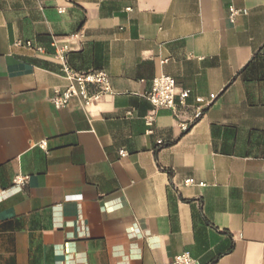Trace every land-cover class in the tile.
Wrapping results in <instances>:
<instances>
[{
	"label": "crops",
	"instance_id": "crops-1",
	"mask_svg": "<svg viewBox=\"0 0 264 264\" xmlns=\"http://www.w3.org/2000/svg\"><path fill=\"white\" fill-rule=\"evenodd\" d=\"M52 43L113 95L55 109ZM258 53L264 0H0V264H264V80L242 73ZM161 75L189 98L148 135Z\"/></svg>",
	"mask_w": 264,
	"mask_h": 264
},
{
	"label": "built area",
	"instance_id": "built-area-1",
	"mask_svg": "<svg viewBox=\"0 0 264 264\" xmlns=\"http://www.w3.org/2000/svg\"><path fill=\"white\" fill-rule=\"evenodd\" d=\"M59 11L64 12V9H60ZM242 14H246V12L238 10L233 6L230 7L229 18L232 22H234L237 16ZM78 36L76 34L71 36V38L75 39ZM15 46L26 47L40 55L46 53L42 46H36L32 41H17L15 42ZM52 47L55 50L53 59L59 65L60 73L66 81V87L51 98V103L55 109L60 110L66 108L74 98L80 99L85 107H89L99 102L104 96L113 95L110 77L107 72L104 70H76L69 62V46H58L56 43H52ZM188 98V91H182L180 94H177L176 82L172 77L161 75L155 78L152 82L151 90L147 94V100L153 106V110L144 117L145 126L147 127L146 133L148 135L155 134V123L159 110H170L174 115L178 116L179 108L186 106ZM215 98L216 96L212 95L208 102L204 98H198L196 100L198 107L194 115L195 120L191 123H194L202 116L203 110L201 106H209ZM191 123H181L180 129L183 132L188 131ZM159 143L161 144V142ZM42 146L45 147L46 142ZM120 156L122 158L127 157L128 152L122 150ZM28 180V176H17L13 183L16 187L22 189ZM191 184L192 182L190 180L185 182V185ZM195 262L191 254L187 252L175 256L170 264H195Z\"/></svg>",
	"mask_w": 264,
	"mask_h": 264
},
{
	"label": "trees",
	"instance_id": "trees-1",
	"mask_svg": "<svg viewBox=\"0 0 264 264\" xmlns=\"http://www.w3.org/2000/svg\"><path fill=\"white\" fill-rule=\"evenodd\" d=\"M254 65H257V68L260 71V76L264 80V58H261L260 53L254 56L253 60L248 63V65L243 69L242 73L245 74L250 67H255Z\"/></svg>",
	"mask_w": 264,
	"mask_h": 264
}]
</instances>
